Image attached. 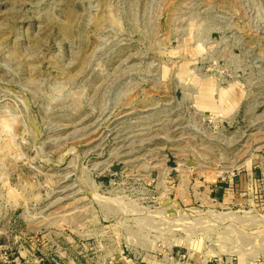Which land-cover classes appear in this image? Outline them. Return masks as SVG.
<instances>
[{
    "label": "rangeland",
    "instance_id": "374dc122",
    "mask_svg": "<svg viewBox=\"0 0 264 264\" xmlns=\"http://www.w3.org/2000/svg\"><path fill=\"white\" fill-rule=\"evenodd\" d=\"M59 233L70 264H264V0H0V245Z\"/></svg>",
    "mask_w": 264,
    "mask_h": 264
},
{
    "label": "crops",
    "instance_id": "0c3cea01",
    "mask_svg": "<svg viewBox=\"0 0 264 264\" xmlns=\"http://www.w3.org/2000/svg\"><path fill=\"white\" fill-rule=\"evenodd\" d=\"M67 235H63V237H59L62 235V233L58 234L56 239L52 240V247L51 252L52 255H55L56 258H53L50 264H70V236L68 233ZM45 247H42L40 250L41 252H45ZM23 250H19V253L21 256L25 257L26 264H39L36 263L33 255H28L27 250H25V253L23 255ZM123 262V261H122ZM44 264H47L43 262ZM128 264L127 261L124 259L123 264Z\"/></svg>",
    "mask_w": 264,
    "mask_h": 264
},
{
    "label": "built area",
    "instance_id": "2783aa9c",
    "mask_svg": "<svg viewBox=\"0 0 264 264\" xmlns=\"http://www.w3.org/2000/svg\"><path fill=\"white\" fill-rule=\"evenodd\" d=\"M33 258L36 263L44 264L42 257L33 254ZM0 264H26V260L24 256L14 255L6 246L0 245Z\"/></svg>",
    "mask_w": 264,
    "mask_h": 264
},
{
    "label": "bare ground",
    "instance_id": "6f19581e",
    "mask_svg": "<svg viewBox=\"0 0 264 264\" xmlns=\"http://www.w3.org/2000/svg\"><path fill=\"white\" fill-rule=\"evenodd\" d=\"M244 217V216H243ZM237 218V217H236ZM246 218H247V216H246ZM244 220V219H243Z\"/></svg>",
    "mask_w": 264,
    "mask_h": 264
},
{
    "label": "water",
    "instance_id": "95a60500",
    "mask_svg": "<svg viewBox=\"0 0 264 264\" xmlns=\"http://www.w3.org/2000/svg\"><path fill=\"white\" fill-rule=\"evenodd\" d=\"M191 164V163H190Z\"/></svg>",
    "mask_w": 264,
    "mask_h": 264
}]
</instances>
